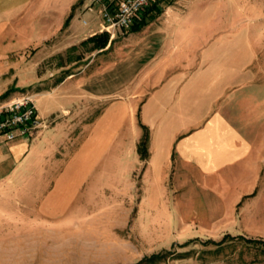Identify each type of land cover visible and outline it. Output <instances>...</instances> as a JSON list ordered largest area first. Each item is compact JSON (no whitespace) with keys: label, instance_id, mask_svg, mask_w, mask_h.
Listing matches in <instances>:
<instances>
[{"label":"crops","instance_id":"crops-1","mask_svg":"<svg viewBox=\"0 0 264 264\" xmlns=\"http://www.w3.org/2000/svg\"><path fill=\"white\" fill-rule=\"evenodd\" d=\"M176 20L125 30L144 35L131 45L150 52L142 65L125 56L50 83L37 64L106 31L96 9L0 0V96L31 91L48 123L0 137V238L65 239L87 264H133L177 238L264 236V86L242 69L251 41L241 58L238 25Z\"/></svg>","mask_w":264,"mask_h":264},{"label":"rangeland","instance_id":"rangeland-1","mask_svg":"<svg viewBox=\"0 0 264 264\" xmlns=\"http://www.w3.org/2000/svg\"><path fill=\"white\" fill-rule=\"evenodd\" d=\"M158 5L162 8L161 13L149 20L150 27L169 15H176L177 22L188 15L196 22L238 25L241 34V58L246 56L245 49L251 41V63L244 65L242 69H251V85L264 86V0H160ZM173 11L176 14H172ZM93 36L95 39H89L90 36L62 52L55 53L48 61L38 63L37 72L49 74V82L52 83L64 71L80 73L89 69H102L108 61H119L125 56H133L132 65H136L137 61L142 65L141 60L150 55L149 51L143 52L142 48L131 46L135 45L136 38H144L141 32L126 34L123 30L111 34L103 31ZM155 38L159 39V36ZM105 39L106 44L102 47L100 44ZM37 84L33 89H38ZM1 97L7 95L2 94ZM99 108L101 105L97 104L96 113ZM136 174L138 175V171L135 172V177ZM192 238H177L176 245L160 251L166 252L156 264H264V245L247 241L249 238L264 239V236L232 235L212 238L216 242L222 240L218 244L207 241L208 237ZM186 240H189L186 245H179ZM86 259L87 255L74 250L66 244L65 239L35 238L23 232L0 238V264H87Z\"/></svg>","mask_w":264,"mask_h":264},{"label":"built area","instance_id":"built-area-1","mask_svg":"<svg viewBox=\"0 0 264 264\" xmlns=\"http://www.w3.org/2000/svg\"><path fill=\"white\" fill-rule=\"evenodd\" d=\"M158 0H89L102 20L103 28L111 34L128 30L131 24L151 4ZM47 127L41 118L33 93L28 90L14 91L9 97L0 98V137L4 140L31 138Z\"/></svg>","mask_w":264,"mask_h":264},{"label":"trees","instance_id":"trees-1","mask_svg":"<svg viewBox=\"0 0 264 264\" xmlns=\"http://www.w3.org/2000/svg\"><path fill=\"white\" fill-rule=\"evenodd\" d=\"M159 1L160 0H158V2ZM158 2L151 4L139 17H137L135 19V21L131 24L130 28L128 29V32H137V31L141 30L142 27L145 26L151 18H153L154 16L159 14L161 12V8L158 5ZM70 17H71V14L68 16L66 22L68 21V19ZM94 37L95 36L92 35L89 39H95ZM97 38H99V37H97ZM105 44H106V39L100 45L102 47H104ZM140 125L143 128V134H142V136L138 142L137 150H138L140 157L142 159H145L148 155V152H147L148 130H147V127L145 125H143L141 122H140ZM225 237H232V236L230 234H225L223 236V238H225ZM207 241L218 244V243H221L222 240L216 242L215 240L208 239ZM247 241H250V242L256 243V244L264 245V239H262V238H249ZM185 244H182V245H185ZM165 252L166 251H164V253ZM164 253L159 252L156 254H152L150 256H145L133 264H153L157 260H160V258L162 257V255H164Z\"/></svg>","mask_w":264,"mask_h":264}]
</instances>
